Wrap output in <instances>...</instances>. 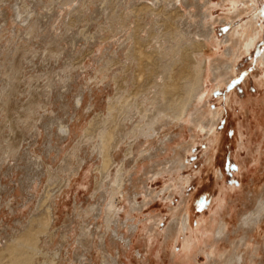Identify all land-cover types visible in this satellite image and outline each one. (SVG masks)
<instances>
[{
  "label": "bare ground",
  "instance_id": "obj_1",
  "mask_svg": "<svg viewBox=\"0 0 264 264\" xmlns=\"http://www.w3.org/2000/svg\"><path fill=\"white\" fill-rule=\"evenodd\" d=\"M98 1L107 23L99 25V33L94 35L84 31L76 34L99 46V52H90L98 67L91 72L85 64L72 61L57 73L32 76L26 100L21 99L24 93L19 90V84L25 61L31 56L29 63L32 64L44 54V59L57 62L64 52L61 42L72 38L68 34L74 25L93 20L83 18ZM182 2H186L188 9L192 5L189 0H26L16 9L21 24L19 31L24 35L22 45L1 47L0 44V82L4 83L0 88V192L14 199L19 195L21 203L13 208L12 201L8 200L3 205L0 203V207L6 206L12 214L29 212L23 219L16 220L14 227L7 225L6 235L0 234V264H124L116 240H109L113 236L111 233L118 240L122 238L119 228L124 224H120L118 199L129 197L127 185L137 173L140 162L151 161L167 150V145L174 141L175 128L182 129L188 119H192L197 127L204 124L195 108L205 92L208 62L204 48L215 36L205 29L206 16L186 13ZM121 6L126 9L123 13H119ZM59 13L67 19L64 32H51L48 37L49 22ZM106 34L109 35L106 37ZM256 36L258 31L250 21L240 30L238 41L227 51L222 68H233L244 51L252 47ZM34 41L45 42L43 53L34 48L37 44ZM227 41L234 42L233 38ZM102 48L104 52H101ZM80 69L83 75L77 73ZM212 71L220 72V68L214 67ZM112 87L116 89L114 97L107 94ZM86 93L90 97L87 110L95 115L89 124L82 125V130L76 132V121L81 120L79 111L85 104ZM69 95L72 100L68 99ZM101 99L103 103L99 105ZM214 116H211L210 124L215 123L217 116ZM43 135L42 154H32L30 148ZM27 137L29 151L23 149ZM64 141H73L65 156ZM88 148L90 154L83 156ZM183 150L186 152L188 148ZM183 156L176 152L173 159L166 161L169 169L184 168ZM96 160L102 161L101 165L96 166ZM19 161L25 164L20 166ZM156 168L158 171L150 174L156 176L168 166L160 164L162 169ZM19 170L26 172L16 187L3 185V179ZM86 170L93 172L95 180L93 202L87 208L76 203L74 217L81 224L75 238L77 252L74 259H67L62 253L67 245H71L75 221L72 218L63 223L56 245L60 233L55 229L59 202ZM44 179L46 185L41 190ZM131 203V207L136 206V196ZM263 217L264 194H261L257 209L245 217L242 226L253 228ZM93 219L95 222L103 220L101 224H95L98 233L90 226ZM178 223L177 220L176 225ZM184 229H190V222ZM227 229L223 222L218 236L227 235ZM247 238L245 230L242 240L246 242ZM120 242H125L124 248L132 243L125 237ZM237 260L243 262L245 257L235 251L226 264Z\"/></svg>",
  "mask_w": 264,
  "mask_h": 264
},
{
  "label": "rangeland",
  "instance_id": "obj_2",
  "mask_svg": "<svg viewBox=\"0 0 264 264\" xmlns=\"http://www.w3.org/2000/svg\"><path fill=\"white\" fill-rule=\"evenodd\" d=\"M25 1H0L1 47L22 45L21 38L24 35L19 31L21 24L17 19L16 9L22 7ZM189 1L192 3L189 9L186 7V2L181 3L183 11L199 14L201 17L206 16L205 29L215 36L204 48L208 62L205 92L195 108L204 124L202 127H197L192 119H188L182 129L175 128L174 141L167 145L166 151L160 152L153 159L155 162L158 161L156 164L153 160L140 162L137 173L127 185L130 198H120L117 201L122 220L120 224H124L119 228L120 234L122 238L125 237L132 243L126 245L128 248H124L122 244L125 242H120L122 238L120 240L114 238L113 233L110 234L113 236L109 237V240H116L124 264H226L235 251L244 255L245 260L239 263L237 260L232 264H264V217L253 228L242 226L245 217L257 209L259 196L264 194V0ZM99 6L100 1L85 13L83 19L87 21L93 18L92 22L82 21L74 25L71 31L73 33L68 34L72 38L61 42L64 52L57 62L53 59H44L42 54L30 64L32 58L29 56L30 59L25 61L26 66L19 84V90L24 93L20 96L21 99L26 100V91L29 89V80L32 76L44 72L57 73L65 64L72 61L80 65L85 64L91 72L98 67L90 52L94 50L99 52V46L92 41H86L82 35L80 37L77 35L83 31L86 32L85 34L94 35L99 33V25L107 23V18ZM125 10V7L121 6L119 13ZM57 15L56 19L53 18L54 20L49 22L51 25L47 27L48 37L51 36V32H64L67 19L63 13ZM250 21L258 31L252 47L244 51L233 68L226 66L222 68V64L227 59V51L238 41L240 30L245 29ZM14 32L17 33L16 36L14 35L15 38ZM229 38H233L234 42L227 41ZM70 39L75 40L71 42ZM34 43H37L34 44V48L43 53L45 42L34 41ZM101 52H104V48ZM214 67L220 68V72L212 73ZM77 73L83 75L81 69ZM226 74L228 76H225ZM1 78L5 77L1 76ZM81 79L77 81L80 82ZM3 84L0 82V88ZM113 87L107 93L110 97L116 94V89L113 90ZM88 97L89 94L86 93L85 107L83 106L79 111L81 120L76 121V132H80L84 125L89 124L95 115L87 110L90 103ZM68 99L72 100V96L69 95ZM102 103L103 100H99L98 104ZM62 114L63 112L60 111V115ZM214 114L217 116L216 121L210 124L211 116ZM28 139L29 137L23 149L29 151ZM44 141L45 135L38 143L32 145L30 148L32 154H42ZM62 144L65 156L72 147L73 141H64ZM184 148L188 150L184 152ZM90 150V148L86 149L82 155L88 156ZM176 152L184 155L182 158L184 168L169 169L166 161L173 159ZM93 161L95 167V160ZM22 163L19 161L20 166L25 164ZM101 163L102 161L96 160V166ZM159 163L168 166V169L156 176L150 174L152 171H158L156 166L160 168ZM150 168L154 169L150 170ZM25 172L16 171L13 176L3 179V185L16 187ZM46 179L41 190L46 185ZM94 182L93 172L86 170L74 181L68 194L60 199L55 225V229L57 228L60 233L56 245L60 239L63 223L72 218L75 221L74 226L72 225L75 229L71 234L73 238L71 245H65L62 253L64 258H75L77 252L75 238L80 233L81 226L80 220L74 217L75 206L77 203L79 207L87 208L93 202ZM135 196L137 204L132 206V209L131 202H134ZM8 200L12 201L13 208H17L21 203L19 195L14 199L0 192V203L3 205ZM0 211L2 214L0 220L3 221L0 225V234L4 233L3 235L9 230L7 225L14 227L16 220L23 219L29 212L26 210L12 214L6 206L0 207ZM177 220L178 225H176ZM102 222L101 219L96 222L93 219L90 225L92 231L98 233L95 224ZM189 222L190 229H184L185 225L188 227ZM223 222L227 224V235L220 238L217 232ZM245 230L248 237L246 242L242 240L245 237ZM170 234L174 235L173 238ZM79 250L82 251L81 248ZM94 257L97 262L96 254Z\"/></svg>",
  "mask_w": 264,
  "mask_h": 264
}]
</instances>
